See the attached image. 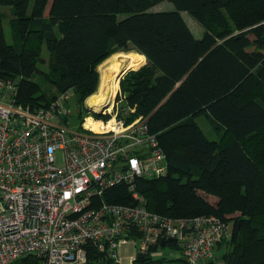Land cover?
<instances>
[{
	"label": "trees",
	"instance_id": "obj_1",
	"mask_svg": "<svg viewBox=\"0 0 264 264\" xmlns=\"http://www.w3.org/2000/svg\"><path fill=\"white\" fill-rule=\"evenodd\" d=\"M168 1L174 8L154 10ZM12 6L20 39L6 40L0 17V71L20 77L18 102L47 106L74 90L82 109L99 89V65L133 49L148 64L121 79L128 122L149 117L168 173L139 178L147 208L169 217L215 215L230 227L216 258L202 264H264V0H0ZM184 13L204 27L196 35ZM43 45L51 54L55 93L35 80ZM120 83V81H119ZM119 91V86H118ZM135 111L132 112L131 109ZM87 114V113H86ZM95 118H108L97 115ZM206 115L225 136L211 139L195 121ZM108 202L135 204L125 184ZM84 264H116L92 242ZM177 249L161 236L133 264L164 262L154 254ZM186 261V260H185ZM187 263V262H186ZM18 264H41L28 256Z\"/></svg>",
	"mask_w": 264,
	"mask_h": 264
},
{
	"label": "built area",
	"instance_id": "obj_2",
	"mask_svg": "<svg viewBox=\"0 0 264 264\" xmlns=\"http://www.w3.org/2000/svg\"><path fill=\"white\" fill-rule=\"evenodd\" d=\"M19 83L20 77L0 71V264L28 256L41 264H84L87 242L117 263L123 261L121 248L133 244V261L163 235L178 242L187 264L216 258L217 246L230 234L220 217L153 212L137 189L139 178L168 173L149 117L128 122L130 109L120 116L117 107L103 109L108 118L88 110L80 118L82 109L75 116L69 91L47 106L24 105L18 102ZM88 115L102 120L100 129L86 126ZM119 184L135 204L104 199Z\"/></svg>",
	"mask_w": 264,
	"mask_h": 264
},
{
	"label": "rangeland",
	"instance_id": "obj_3",
	"mask_svg": "<svg viewBox=\"0 0 264 264\" xmlns=\"http://www.w3.org/2000/svg\"><path fill=\"white\" fill-rule=\"evenodd\" d=\"M172 8H174V6L170 2L165 1V2H162L158 5H156L153 9L154 10H169ZM184 16L186 17V19H187L189 25L191 26L192 30L194 31V33L196 35H198L199 37H201L203 32H204V27L201 24H199L197 21H195L192 17H190L187 13H184ZM0 17L3 19V24H4V28H5V34H6V40L8 43L13 44L16 40L20 39V32L17 30V27L15 25V19H14L15 15H14L13 7L0 5ZM120 52H123L125 54H128V53L135 54V56L132 58V61H133L132 65L133 66L131 68H133V70H139L148 64L147 57L145 56V58H144V56L141 53L134 50L132 43H130L128 45V50L120 51ZM120 52H118V53H120ZM115 54H117V53H115ZM115 54H113L112 56H114ZM40 55H41V58L38 61V66L43 73L39 74V76H37L35 78V80L41 85V90L46 91L49 94H51L52 92L55 93V91H56L55 86L51 83V81L48 77V75L50 73L51 54L47 50L45 45H43L42 50L40 52ZM112 56H110L109 58H112ZM130 57L131 56H127L124 59L126 60V58H127V60H128V59H130ZM108 59H106V60H108ZM106 60H104L102 63L104 64V62ZM115 60L116 59H112L110 62L113 63ZM125 63H126V61H125ZM101 64L99 65V67L101 66ZM101 69H99L100 74H101L99 87L103 83V76H102ZM119 81H120V83H119ZM115 82L116 83L114 85V99L112 101V105H113L112 109L116 110V108L118 107L119 112H122L121 110H123V108L121 109V106L124 103V99H125L124 93L125 92L121 87V80L115 79ZM118 86H119V91H118ZM51 95H53V94H51ZM88 98L84 102L85 108L87 105ZM69 101H70V104H71L72 108L74 109V111H76L75 116H77L78 115V112H77L78 108L79 109H81V108L79 107L80 105L76 102L77 98H76V94H75L74 90H69ZM105 109H107V108H105ZM83 113L85 115L87 113V111L83 109ZM75 118H77V117H75ZM195 121L201 126V128L204 130V132L207 134V136L211 139L218 140L221 137L226 135L222 128L220 130L215 128L206 115L197 116L195 118ZM76 122H80V120L77 119ZM173 251H176V250L166 248L164 250H160V251L156 252L154 254L155 257H165V260H164V262L152 263V264H184L185 263L184 260L175 256L176 253ZM133 253H136V249L134 250ZM133 262H134V260L131 261L130 259H128L125 261L123 259L122 262H120V263L115 262V263L116 264H133Z\"/></svg>",
	"mask_w": 264,
	"mask_h": 264
},
{
	"label": "bare ground",
	"instance_id": "obj_4",
	"mask_svg": "<svg viewBox=\"0 0 264 264\" xmlns=\"http://www.w3.org/2000/svg\"><path fill=\"white\" fill-rule=\"evenodd\" d=\"M127 56H131L130 59L126 60L124 59ZM135 56V54H125L123 52L117 53L112 58H109L102 63L99 69L102 71L103 76V83L99 87V90L91 95L88 100L87 104L93 107L94 109H99L100 107L106 106L107 111L112 110V101L114 99V85H115V79H120V75L122 73V70L124 68H131L133 65L132 58ZM112 59H116L113 63L110 61ZM126 61V63H125ZM87 127H91L92 129L98 130L101 128L102 120H96L95 118L91 116H87L86 122ZM109 126H105V128H109Z\"/></svg>",
	"mask_w": 264,
	"mask_h": 264
},
{
	"label": "crops",
	"instance_id": "obj_5",
	"mask_svg": "<svg viewBox=\"0 0 264 264\" xmlns=\"http://www.w3.org/2000/svg\"><path fill=\"white\" fill-rule=\"evenodd\" d=\"M135 250V247L133 244H130L128 243L127 245H124L122 248H121V254L123 256V259L126 261L128 259H130V256L131 255H135L136 253H133ZM173 250H176V251H173L175 252V256H177L178 258H181L184 260V264H187L184 257L182 256L181 252L177 249H173Z\"/></svg>",
	"mask_w": 264,
	"mask_h": 264
},
{
	"label": "water",
	"instance_id": "obj_6",
	"mask_svg": "<svg viewBox=\"0 0 264 264\" xmlns=\"http://www.w3.org/2000/svg\"><path fill=\"white\" fill-rule=\"evenodd\" d=\"M131 69H133V68H124L123 70H122V73H121V75H120V80L124 77V75L129 71V70H131ZM104 108H106V106H103V107H100L99 109H94L93 107H91L90 105H86V109L88 110V111H91V112H93L94 114H97V115H102V113H103V109Z\"/></svg>",
	"mask_w": 264,
	"mask_h": 264
}]
</instances>
